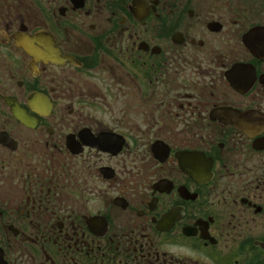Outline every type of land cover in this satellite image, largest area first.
Here are the masks:
<instances>
[{
    "label": "flooded vegetation",
    "instance_id": "obj_1",
    "mask_svg": "<svg viewBox=\"0 0 264 264\" xmlns=\"http://www.w3.org/2000/svg\"><path fill=\"white\" fill-rule=\"evenodd\" d=\"M0 264H264V0H0Z\"/></svg>",
    "mask_w": 264,
    "mask_h": 264
}]
</instances>
